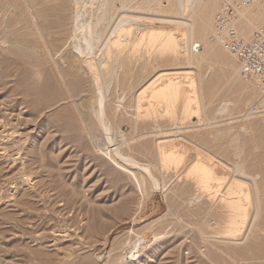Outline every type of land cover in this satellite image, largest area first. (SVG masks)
<instances>
[{"label": "rangeland", "instance_id": "obj_1", "mask_svg": "<svg viewBox=\"0 0 264 264\" xmlns=\"http://www.w3.org/2000/svg\"><path fill=\"white\" fill-rule=\"evenodd\" d=\"M17 1L4 0V6L0 1V12L2 9L4 12L0 13V37H3L0 42V264L260 263L250 254V249L257 247V241L264 244V117L254 114L237 118L245 115L248 109L253 112L250 108L262 95H256L249 103H244L242 98L251 92L253 85H259L258 93L261 94L260 81L253 77L241 78L237 59L234 68H229L226 62L207 55L213 45L208 42L210 32L205 42H198L205 47L199 73L167 62L165 57H159L156 47L146 42L136 48L124 46L121 75L127 73L126 83L129 81L127 86L131 88L125 93L123 105L129 112L128 115L123 111L115 115L113 105L117 95L114 92L108 94L106 108L113 120L112 130L115 134L120 126L126 143L130 144H126L125 149L122 143L123 154L148 165L151 175L160 185L166 186L165 193L155 190L149 175L135 171L139 189L127 172L95 152L98 143L99 146L106 144L100 139L102 132L95 121L91 128L95 138L91 136L92 140H89L71 103L64 106L58 103L52 107V100L42 88L47 79L43 73L44 63L32 61L26 53H21V57L17 49L12 52L9 48L13 42L14 46L22 42L23 45H19L22 49L27 45L29 48L26 49L38 46L43 52L45 45L52 46L60 33L56 28L41 31L43 22L31 17L27 5L15 8L19 6ZM128 1L133 10L137 9V16L146 19L140 24V31L175 27L180 33L185 32L178 16L170 19L155 15V8L174 7L176 0H156L151 4L152 8L145 10L142 0L138 5L136 0ZM214 2L216 8L210 17V29L219 0ZM75 7L70 4L68 12L75 11ZM5 8H8L6 14ZM115 8L119 10L121 4L116 2ZM198 10L199 7L195 13ZM252 32L249 31L245 38ZM171 73L188 76L182 77L186 81L179 93H166L164 97L155 98L148 91L136 98L138 91L149 81L157 76L164 79L165 74ZM196 83H200L202 90V106L195 111L191 110V105H194ZM88 99L82 102L83 113L86 111L85 114L94 120L89 107L95 99ZM148 100L155 105L159 101L166 108L143 106L142 113L133 112L138 102L146 104ZM225 103L230 104L229 110L220 116L218 110ZM70 118L74 120L70 121ZM196 120L198 127L189 128ZM208 122L210 124L206 125ZM64 123L80 124V135H77L80 143L71 133L59 130ZM174 128L177 137L171 133ZM152 130L156 135L150 134ZM157 137L165 146L162 160L157 152ZM199 160L215 175L216 180H209L208 186L214 193L216 191V195L224 190L232 177L230 167L234 164L242 165L246 174L255 177L260 194L259 222L247 243L233 246L227 242L229 245L226 246L219 239H213L221 237L224 231L221 220L224 210L218 201L212 200L211 204V200L196 190L193 169ZM244 180L243 188L247 190L252 183ZM241 193L231 198L237 200L245 192ZM116 229L119 232L114 234ZM143 237L146 242L137 254L139 257L130 261L131 249L127 244L132 245Z\"/></svg>", "mask_w": 264, "mask_h": 264}, {"label": "bare ground", "instance_id": "obj_2", "mask_svg": "<svg viewBox=\"0 0 264 264\" xmlns=\"http://www.w3.org/2000/svg\"><path fill=\"white\" fill-rule=\"evenodd\" d=\"M0 1L2 2L0 3L4 6L3 3L4 0L3 1L0 0ZM68 1L69 2H67L66 0L64 1L63 0H18L17 3L19 4V6L16 5L15 8L21 9L24 6L23 4L27 5L31 9L30 10L31 17H33L34 19L41 20L43 22L41 24V27L39 28L41 31L46 32L47 29L56 28L60 30L59 31L60 33H58V37H56V39L53 40L52 46L49 47V45L47 44L45 45L47 47H45L43 52L40 49H38V46L36 47L37 49L36 48L33 49V47H31V49H26L29 48L27 45L25 49L24 48L22 49V47H20L21 45H23L21 44L22 42H20V44L18 43L20 46L17 44L16 46H14L15 42H13V45H11L9 48L12 50V52L13 49H17L20 52V54L26 53L27 56L29 55L32 57V61L42 62V64L44 63L43 73L47 75V79L43 83L42 88H44L46 92V96L52 100L53 102L52 107L57 105L58 103L61 104V106L62 104L64 106L65 104L71 103L74 107L73 109H75L78 114L75 115L79 116L78 121L81 122L80 127L82 128L83 126V131L87 132V134L89 135V140H92L91 136H93V139L95 138L94 135H91L92 134L91 128L92 126H94V121H95V123L97 124V125L95 124L96 127L98 126V130L100 129L102 132V136H100L101 141L103 140L106 142V144L103 143L104 144L103 146H99V143L98 146L96 145L95 152L97 153V155L102 154L109 160V162L113 166H116L117 168L123 170L124 172H127L130 175L131 179H133L135 183L138 185L139 189H140V182L137 178L138 176H136L135 174V171L137 172L139 171L143 174L145 173L149 175V177L151 178L152 187L155 190H159L162 191V193H165L166 186L160 185V183L153 177V175H151L150 168L148 165L142 163L140 164V162L138 163L134 159L123 154L122 149L123 150L127 149L126 144L127 145L130 144L126 143L125 135L124 133L121 132L120 126H118V130L117 132H115V134L112 130L113 120L110 118V115L106 108V102L108 101L107 100L108 94H112L114 92L117 95L113 105L114 114L116 115L117 112L122 113L123 111L124 113L127 112L128 115L129 110L127 107H124L123 104L126 98L125 93L127 92V90H130L131 87L127 86L128 85L127 83L129 81L126 83L127 79L125 77L127 76V73L126 76H124L125 73L123 72H122L123 75H121V71L124 70V62H125V55L122 54L121 51L123 47L127 45L136 48V46L138 47L139 45H142V43L145 44L146 42L147 45L149 44L153 47H156V49L159 52V57H165L167 62L180 64L182 66H186V68L188 67V69L191 68L198 72L199 66L203 63L202 62L203 54H204L203 49H205V47H203L198 42L200 41L205 42L206 35L209 32L211 34L213 32L212 26L210 29V19H211L210 17L215 7V2H214L215 0H176L177 4L174 5V7H172L171 5L168 8H164V9H159L158 7L155 8L157 9L155 14L156 17L171 19L173 16H178L182 20L181 24L185 26L184 33H180L179 30L177 31L174 26L172 30H158V29L144 28L140 31L139 30L140 24L142 22L144 23V20L146 19L144 18L140 19V17L137 16L138 13L137 9L134 8L133 10V7H131L132 5L130 4L131 2H129L128 0H68ZM138 1L140 0H136L137 5L139 4ZM154 1L156 3V0H142V6L144 10L152 8L151 4ZM116 2H119L121 4V8L119 10L115 8ZM70 4L76 6L75 11L68 12V8L70 7ZM197 7H199V10L198 12L195 13V9ZM6 9L8 8H5V14L7 12ZM2 12L3 9L1 10L0 13ZM153 12L155 13V10ZM1 20L2 19H0V21ZM168 24L173 25L172 23H168ZM34 25L37 26V24ZM236 28L239 34L241 35V37H243L244 39H246L245 37L247 36L249 31H255L264 28V0L259 4L246 8L245 10L240 12L239 20L237 21ZM1 39L3 41V37L2 38L0 37V42ZM208 42L211 44L209 40ZM196 44H200L202 47L201 50L195 55L192 52V46ZM212 44L213 45L211 49L206 54L210 55L211 58H215L217 60H220L221 62H226L225 64L229 68H234L233 66L237 64L235 60L236 57L229 53L228 55H226L227 53H224L225 51L223 52V50H220L221 47L220 49L218 48V44L216 43H212ZM136 51L137 50H135V52ZM178 54L180 56H178ZM136 55H138V53H136ZM138 58H136L137 61ZM127 70L128 69H126V71ZM186 76L187 75L183 73L165 74L164 79H161L162 77L158 78L157 76V78L155 79L153 78L154 79L153 81L152 80L151 82L149 81L144 87H142L138 91L136 98H138L140 95L141 96L144 95L148 91L155 98L164 97L166 93H173V92L179 93L182 90V88H184L183 83L186 80L183 81V78H186ZM255 80L259 82L258 79ZM196 86H197V90L195 89L196 93L194 98V105H191V110H195V111L197 109H201L202 106L200 102V98L202 96L200 83H196ZM259 91H260L259 85L251 86V92L249 91L242 98V101L244 103H249V101L255 98L256 95L258 94L262 95V93L261 94L258 93ZM85 98H89L88 100H91L92 98L95 99V102L91 103L89 107L90 109L89 111L91 112L90 114L93 115L94 120L90 116L85 114L86 111L83 113L85 107L83 108L82 102H84L83 100ZM260 98H262V96ZM150 100H148L149 102H147L146 104L138 102L134 107V109H132L133 112L137 114H139L140 112L142 113L141 110L143 106L144 107L159 106V109L166 108V106L161 102L159 103V101H157V105H155L156 103L153 104L154 102L152 101L153 102L152 103ZM229 106H230L229 103H225L221 105L218 110V114L220 116L226 114L229 110ZM126 108L128 111L126 110ZM75 110L73 111L75 112ZM252 115L253 113H251L248 109L247 111H245V115L238 116L237 118H242L247 116L249 117ZM118 117L120 118L121 116ZM72 120H74V118ZM72 120L70 118V121ZM71 123L70 124L64 123L59 127V130H61L62 133H66V134L71 133L70 135H74L75 137L74 140L80 143L79 141L80 138L77 136L78 134L80 135V130H81V128L79 130L80 124H77L78 125L77 127V125ZM198 123H199L198 120H196V122L192 124L193 126H190L188 123L189 128H192L194 126L198 127ZM262 123L264 125V122ZM262 123L261 126H263ZM207 124L210 123L208 122L206 123V125ZM153 131L154 130H152L150 134L154 133ZM176 131H177L176 128L172 129L171 131L174 137H177ZM147 133L146 135H148ZM154 135L156 134L154 133ZM6 136H8V133L6 134ZM171 136L169 137L171 138ZM122 143L125 144L124 145L125 149L124 147H122L123 146ZM156 147L159 158L160 160H162L165 153V146L161 140H158V137H157ZM237 149L239 148L236 147V150ZM17 158L18 157H16V160ZM230 168L232 171V177L227 181L224 190L220 191L218 195H216V191L215 193L211 191L212 189L208 186L209 180L211 179L216 180L214 178L215 176L214 173L211 172V169H209V167L206 169L204 164L203 165L200 164V160L196 161L194 165L193 170H195V173L193 175L195 178L194 181L195 185H197L196 190L200 192L201 196H203L204 198L206 197L208 200H211V204L214 202L212 200H216V202L218 201V205H221V208L224 210L223 214L221 215V220L222 223L224 224L223 227L224 231L220 234L221 237L219 238L212 237V238L219 239L225 244L227 242H231L233 243L232 244L233 246L234 245L239 246L240 244L247 243V241H249L250 238H252L254 233L253 228H255L256 223L259 222L257 220H259L258 201L260 194H259L258 186L255 183V177L246 174V172L242 168V165L234 164ZM244 179H247L252 183L251 186L248 185L247 190H244L243 188V185L246 182V180ZM240 191L245 192L243 193L242 197H239V199L237 200L231 198V196L236 194L241 195L242 193ZM213 207L211 206V208ZM117 231L119 232L118 229L114 230L113 231L114 234L115 233L117 234L118 233ZM145 242L146 240L143 237L137 239L136 243L132 245L127 244V246H129L131 249L130 261L137 260V258L139 257L137 256V254L142 250L143 246L145 245ZM257 243H258L257 247H253L252 245L253 248L250 249V254L256 256L255 261H259V262L261 261L258 264H264V244L262 241L261 242L257 241ZM228 245L229 244H226V246ZM229 253L231 254L232 252L229 251Z\"/></svg>", "mask_w": 264, "mask_h": 264}, {"label": "built area", "instance_id": "obj_3", "mask_svg": "<svg viewBox=\"0 0 264 264\" xmlns=\"http://www.w3.org/2000/svg\"><path fill=\"white\" fill-rule=\"evenodd\" d=\"M262 1L219 0L218 10L212 18L213 32L208 40L236 57L241 78L253 77L260 81L262 98L252 106L253 112H250L264 117V28L253 31L246 39L241 37L236 28L240 12ZM201 47L200 44L192 46V52L198 53Z\"/></svg>", "mask_w": 264, "mask_h": 264}]
</instances>
